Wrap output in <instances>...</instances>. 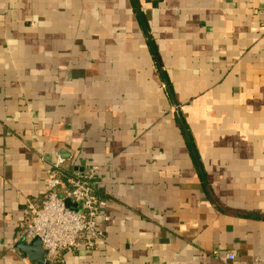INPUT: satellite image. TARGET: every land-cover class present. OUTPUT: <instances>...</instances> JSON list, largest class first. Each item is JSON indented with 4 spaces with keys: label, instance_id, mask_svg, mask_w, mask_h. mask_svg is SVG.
<instances>
[{
    "label": "crops",
    "instance_id": "1",
    "mask_svg": "<svg viewBox=\"0 0 264 264\" xmlns=\"http://www.w3.org/2000/svg\"><path fill=\"white\" fill-rule=\"evenodd\" d=\"M44 159L110 219L42 264H264V0H0V264Z\"/></svg>",
    "mask_w": 264,
    "mask_h": 264
},
{
    "label": "built area",
    "instance_id": "2",
    "mask_svg": "<svg viewBox=\"0 0 264 264\" xmlns=\"http://www.w3.org/2000/svg\"><path fill=\"white\" fill-rule=\"evenodd\" d=\"M44 161V196L38 202L28 203L23 237H38L48 262H54L63 251L96 249L104 235L97 220L99 217L110 219L104 212L107 199L96 185L103 168L92 165L83 172L70 174L62 167L63 159ZM67 201L74 208L68 207ZM223 259L230 263L235 255L228 253Z\"/></svg>",
    "mask_w": 264,
    "mask_h": 264
},
{
    "label": "water",
    "instance_id": "3",
    "mask_svg": "<svg viewBox=\"0 0 264 264\" xmlns=\"http://www.w3.org/2000/svg\"><path fill=\"white\" fill-rule=\"evenodd\" d=\"M66 203L68 207L74 208L69 201ZM16 248L20 249L31 261L41 264L45 262L46 251L42 246V241L38 237L31 240L24 237L19 243H17Z\"/></svg>",
    "mask_w": 264,
    "mask_h": 264
}]
</instances>
